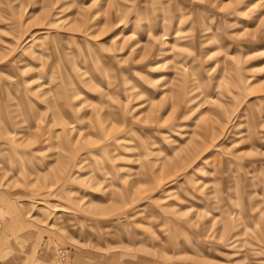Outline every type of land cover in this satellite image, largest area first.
Here are the masks:
<instances>
[{"label": "rangeland", "instance_id": "rangeland-1", "mask_svg": "<svg viewBox=\"0 0 264 264\" xmlns=\"http://www.w3.org/2000/svg\"><path fill=\"white\" fill-rule=\"evenodd\" d=\"M2 218L24 264H264V0H0Z\"/></svg>", "mask_w": 264, "mask_h": 264}, {"label": "crops", "instance_id": "crops-1", "mask_svg": "<svg viewBox=\"0 0 264 264\" xmlns=\"http://www.w3.org/2000/svg\"><path fill=\"white\" fill-rule=\"evenodd\" d=\"M19 226L20 222L12 224V220L0 219V264H24L29 252L40 251L45 246L38 225L23 230Z\"/></svg>", "mask_w": 264, "mask_h": 264}]
</instances>
